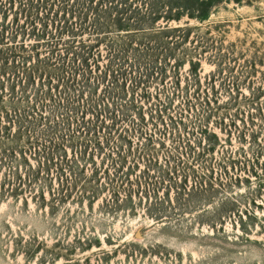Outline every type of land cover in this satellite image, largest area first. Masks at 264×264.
Wrapping results in <instances>:
<instances>
[{"label":"rangeland","instance_id":"rangeland-1","mask_svg":"<svg viewBox=\"0 0 264 264\" xmlns=\"http://www.w3.org/2000/svg\"><path fill=\"white\" fill-rule=\"evenodd\" d=\"M0 264H264V0H0Z\"/></svg>","mask_w":264,"mask_h":264},{"label":"trees","instance_id":"trees-1","mask_svg":"<svg viewBox=\"0 0 264 264\" xmlns=\"http://www.w3.org/2000/svg\"><path fill=\"white\" fill-rule=\"evenodd\" d=\"M206 15H201V14H199L198 16H196V18H199L200 20H204V19H206ZM169 26V24H167V27ZM119 27V30L120 31H127V30H131L130 28H128V27H126V26H122V25H120V26H118ZM152 26H149V27H143L142 29L143 30H141V31H143V32H155V33H159L160 31H164V30H171L170 29V27H168L167 29H159V28H157V27H155L154 28V30H152ZM173 29H179V30H186L187 29V26H179V27H176V28H173Z\"/></svg>","mask_w":264,"mask_h":264}]
</instances>
